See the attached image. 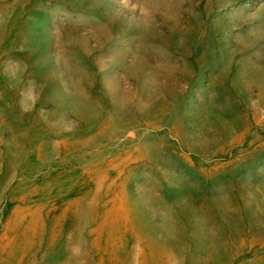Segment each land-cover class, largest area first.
Segmentation results:
<instances>
[{"label":"rangeland","instance_id":"374dc122","mask_svg":"<svg viewBox=\"0 0 264 264\" xmlns=\"http://www.w3.org/2000/svg\"><path fill=\"white\" fill-rule=\"evenodd\" d=\"M0 264H264V0H0Z\"/></svg>","mask_w":264,"mask_h":264}]
</instances>
